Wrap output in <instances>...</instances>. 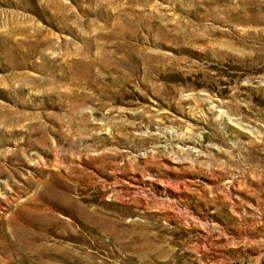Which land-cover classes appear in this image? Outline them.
I'll return each mask as SVG.
<instances>
[{
	"label": "rangeland",
	"instance_id": "rangeland-1",
	"mask_svg": "<svg viewBox=\"0 0 264 264\" xmlns=\"http://www.w3.org/2000/svg\"><path fill=\"white\" fill-rule=\"evenodd\" d=\"M0 264H264V0H0Z\"/></svg>",
	"mask_w": 264,
	"mask_h": 264
}]
</instances>
